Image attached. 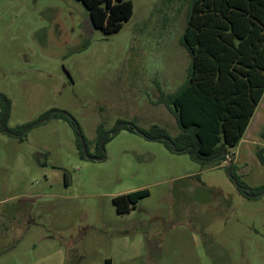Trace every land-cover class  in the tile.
<instances>
[{
  "label": "rangeland",
  "instance_id": "374dc122",
  "mask_svg": "<svg viewBox=\"0 0 264 264\" xmlns=\"http://www.w3.org/2000/svg\"><path fill=\"white\" fill-rule=\"evenodd\" d=\"M130 1L133 17L107 35L79 0H0L9 126L63 111L89 156L104 158H82L62 119L24 141L0 132V264H264V194L244 197L228 171L264 186V97L214 165L124 129L178 136L161 100L184 85L191 63L182 39L192 0ZM143 189L150 196L136 210L117 213L115 197Z\"/></svg>",
  "mask_w": 264,
  "mask_h": 264
},
{
  "label": "trees",
  "instance_id": "16d2710c",
  "mask_svg": "<svg viewBox=\"0 0 264 264\" xmlns=\"http://www.w3.org/2000/svg\"><path fill=\"white\" fill-rule=\"evenodd\" d=\"M79 1L88 9L93 25L107 35L120 32L134 14L130 0ZM182 44L191 59L187 80L161 100L181 133L172 138L159 126L142 132L148 140L188 154L203 167L214 165L239 145L264 97V0H192ZM11 109L9 97L0 93L2 134L24 141L34 128L62 119L75 128L81 157L89 155L77 121L65 112L52 110L32 123L11 128ZM124 129L136 132L134 127ZM104 136L100 133V139ZM110 139L105 138V143ZM258 159L264 165V149ZM228 171L244 197L264 194V186L252 189L233 167ZM149 196L148 189L138 190L115 197L113 204L118 214H129Z\"/></svg>",
  "mask_w": 264,
  "mask_h": 264
},
{
  "label": "water",
  "instance_id": "95a60500",
  "mask_svg": "<svg viewBox=\"0 0 264 264\" xmlns=\"http://www.w3.org/2000/svg\"><path fill=\"white\" fill-rule=\"evenodd\" d=\"M124 127H125V125H122L121 126V129L124 128ZM129 127H134V129H135L136 132H139L141 135L145 136L144 133L141 132V131H139L135 126L130 125ZM101 147H103V143L101 144ZM87 157H88V159H94L96 161H103L104 160L103 157H101V158H91L89 155H87Z\"/></svg>",
  "mask_w": 264,
  "mask_h": 264
}]
</instances>
